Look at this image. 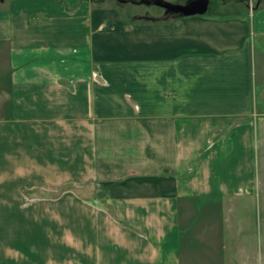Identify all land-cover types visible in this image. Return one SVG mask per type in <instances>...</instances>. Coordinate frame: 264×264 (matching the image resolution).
<instances>
[{"label":"crops","instance_id":"crops-1","mask_svg":"<svg viewBox=\"0 0 264 264\" xmlns=\"http://www.w3.org/2000/svg\"><path fill=\"white\" fill-rule=\"evenodd\" d=\"M27 11L0 10V77H11L0 128H84L93 178L110 183L114 214L128 222L114 224L115 264H261L247 233L260 146L248 110L250 39L264 45V6L256 4L249 21L236 9L171 17L143 56L128 58L127 78L113 72L91 99L52 79L28 83L46 89V99L18 87L24 54L37 69L56 51L45 34L22 39ZM139 69L142 85L132 74ZM124 91L128 100L111 96ZM258 97L264 101L263 89ZM59 101L63 109L48 105Z\"/></svg>","mask_w":264,"mask_h":264},{"label":"rangeland","instance_id":"rangeland-1","mask_svg":"<svg viewBox=\"0 0 264 264\" xmlns=\"http://www.w3.org/2000/svg\"><path fill=\"white\" fill-rule=\"evenodd\" d=\"M234 2L241 5L235 8ZM256 4L264 6V0H208L204 14L220 15L236 9L249 21ZM11 7L19 12L28 8L21 13L28 28L23 40L45 34L47 43L56 50L37 69L31 65L35 60L32 53L24 54L29 59L19 80L25 81L18 87L24 95H38L39 100L48 97L47 90L33 89L34 85H28L31 81L52 79L71 93L76 87L82 94L87 91L91 99L95 84L107 86L105 77L113 72L127 78L128 58L143 56L144 46L159 33L156 31L164 29L160 24H171L175 19L160 20L163 11L157 6L117 0H1L0 10ZM145 16L158 20L149 22L142 18ZM19 24L14 22V27ZM168 44L174 45V41ZM250 44L253 97L249 99L248 122L252 128L258 123L260 146L255 152L259 195H254L249 214L252 226L247 233L264 264V114H260L264 113V101L258 97V91L264 90V45L254 36ZM140 71L132 74L142 85ZM10 79L0 77V114L7 104L10 108L4 99V93L11 92ZM111 96L119 102L128 100L126 91ZM48 105L64 108L62 101ZM88 146L84 128H0V264L117 262L113 260L112 240L119 228L114 224L126 227L128 222L114 214L110 183L104 186L94 180Z\"/></svg>","mask_w":264,"mask_h":264},{"label":"water","instance_id":"water-1","mask_svg":"<svg viewBox=\"0 0 264 264\" xmlns=\"http://www.w3.org/2000/svg\"><path fill=\"white\" fill-rule=\"evenodd\" d=\"M120 3L153 5L162 9L163 17H185L191 15H201L205 13L208 5V0H183L182 3H170L165 0H117ZM148 21H155V17H142Z\"/></svg>","mask_w":264,"mask_h":264}]
</instances>
